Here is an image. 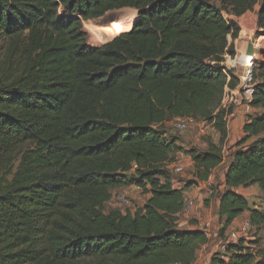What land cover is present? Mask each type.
I'll list each match as a JSON object with an SVG mask.
<instances>
[{
    "label": "trees",
    "instance_id": "trees-1",
    "mask_svg": "<svg viewBox=\"0 0 264 264\" xmlns=\"http://www.w3.org/2000/svg\"><path fill=\"white\" fill-rule=\"evenodd\" d=\"M264 0H0V264H194L206 240L183 229L184 194L223 162L225 87L238 78L235 21ZM133 9V27L97 47L82 21ZM243 137L224 167L216 216L227 229L243 214L264 228V204L236 188L264 193V52ZM178 117L207 121L219 134L203 151L184 150L161 131ZM251 140V141H250ZM178 153L194 179L175 188L167 164ZM18 157L14 169L13 157ZM14 170V171H13ZM139 188L134 212L106 213L112 191ZM210 264H264L239 240Z\"/></svg>",
    "mask_w": 264,
    "mask_h": 264
},
{
    "label": "rangeland",
    "instance_id": "rangeland-1",
    "mask_svg": "<svg viewBox=\"0 0 264 264\" xmlns=\"http://www.w3.org/2000/svg\"><path fill=\"white\" fill-rule=\"evenodd\" d=\"M258 10V6L254 7V9ZM124 10H130V9H123L119 11L110 12L107 15H105L99 23L96 25H93L95 28V34H103V31L110 27V24L114 20L123 19L124 21H128L130 18L127 17V15H123L122 12ZM133 10V9H131ZM135 13L133 16H130L132 21L136 17L137 11L133 10ZM255 11L248 12L244 14L243 16L239 18H234L231 16H227L225 13H223V18L225 20L231 19L236 22L239 33L238 38L234 42V46L236 49V57H237V66L235 71V75L240 76L243 71V65L245 62H248L252 59H256L259 61H262V54L264 52V38L260 37L258 35V28L256 24V14ZM88 21H82V29L87 33V43L92 47H97V43L95 42V34L91 33L89 30H87L84 27V24H87ZM95 24V23H94ZM132 24V22H131ZM99 32V33H98ZM8 49H10L8 46L0 42V73L2 64L5 62V56H9ZM250 52V53H249ZM235 108H231L229 111H227V132H230V118L231 113ZM241 111L243 108H237ZM236 109V110H237ZM240 111V112H241ZM243 113V112H242ZM244 116H246L244 114ZM240 129V127H239ZM161 131L165 132L166 136L169 138H175L176 145L181 147L184 150L188 149H195L197 151H203L207 147V140L212 141L213 143H217L219 141V134L215 131V129L211 125H207L205 128H199L197 126H190V128L185 131L184 133L176 132L172 125L171 120L166 122L162 128H160ZM231 135V134H230ZM231 137V136H229ZM226 137L225 144L228 145V138ZM236 140V139H235ZM251 141V140H250ZM238 141H236L237 143ZM233 148L230 149V151ZM229 149H222V155L225 157V165L228 163V156L231 152ZM174 160L176 163H178L180 166L183 167L182 173H173L171 171L170 177L174 183L175 188H181L183 184L187 181L194 179V168L191 159L183 154L178 153L174 156ZM18 157L14 156L11 163L14 165V169L17 166ZM220 166V169L216 170L215 175H213L212 179V185L210 188L203 187L200 191H195V196L191 197L184 196L187 198V204L188 208L182 211V214L180 215L178 221L179 223H186L183 225V227L187 226V223H194V224H200L204 222L205 220L210 219L212 222V231L214 234V238L209 241L208 244H212L213 247H216V252L219 251L218 247L220 243L225 240V233H229V231H238L240 225L244 222V219H247V216H242L237 223H235L233 226L227 229H223V224L220 222V220L217 218L216 213V201L218 199L219 193H221L225 187H223V173H224V166ZM14 171V170H13ZM170 171V170H169ZM213 174V173H212ZM201 184L203 182H200ZM245 189L244 195L245 199L247 200L248 204L251 207L261 208L264 204V193L257 187L252 186L248 188H242ZM209 190H212V194L210 195L208 192ZM199 193V194H198ZM201 194V195H200ZM121 197V198H120ZM147 199V195H145L139 188H136L134 186L127 187V188H121L116 189L112 191V198L111 200L105 204L104 211L106 213L113 212V211H120L122 213L130 211L134 212L142 205L144 204L145 200ZM178 223V222H177ZM199 226V225H198ZM198 228V227H197ZM240 240L244 242V246L250 248L251 252L254 254L256 259L261 258V256L264 254V228L263 227H257V228H251L248 230L245 236H241ZM239 242V239L238 241ZM214 252L213 254H215ZM221 252V251H219ZM212 257V256H211Z\"/></svg>",
    "mask_w": 264,
    "mask_h": 264
},
{
    "label": "built area",
    "instance_id": "built-area-1",
    "mask_svg": "<svg viewBox=\"0 0 264 264\" xmlns=\"http://www.w3.org/2000/svg\"><path fill=\"white\" fill-rule=\"evenodd\" d=\"M258 60L252 59L248 62H245L243 65V71L240 76L235 75L236 66H237V57H230L225 56L224 62H222V65L226 70L232 71V74L238 78V83L234 89H229L225 87L220 105L218 110H221L225 113L224 116V122L226 124L227 129V111H229L231 108H243L242 112L246 116H249L253 113V108L251 106V103L253 101V95H254V86H255V79L253 74V69L255 66V63ZM211 125L207 121H201V120H195L193 118L189 117H178L171 120V125L173 129L176 132L184 133L187 131L190 126H197L199 128H205L207 125ZM166 168L173 173H182L183 167L180 166L178 163L174 162L171 164H167ZM212 174L208 177L206 181L202 183V185L206 188H210L212 185ZM210 195L213 193L212 190H209L208 192ZM187 196V195H186ZM121 198V197H120ZM190 203H187V198L184 196V208H188V205ZM182 210V211H183ZM250 223L248 219H244V222L240 225L238 231H229V233H225L224 237L225 240H223L218 249L221 252H224L226 247L230 244H236L238 239L240 240L241 236H245L248 230L250 229ZM205 240L206 243L203 246H206L209 241H211L214 238V234L212 231V222L210 219L205 220L204 222L200 223L198 228Z\"/></svg>",
    "mask_w": 264,
    "mask_h": 264
},
{
    "label": "crops",
    "instance_id": "crops-1",
    "mask_svg": "<svg viewBox=\"0 0 264 264\" xmlns=\"http://www.w3.org/2000/svg\"><path fill=\"white\" fill-rule=\"evenodd\" d=\"M256 7V6H255ZM255 12V14H256V11H257V8L256 9H253ZM241 110L240 109H234L233 111H232V113H231V118H230V121H231V124H230V132L228 131L227 132V137H229V136H231V137H229L228 138V145L226 146V144L224 143L223 145H222V149L223 150H225V149H229V151H230V149L231 148H233L234 149V144L236 143V141H239L242 137H243V131H242V127H243V125H244V123L246 122V120H248L247 119V117L248 116H244V114L242 113V111L240 112ZM239 127H240V129H239ZM231 134V135H230ZM236 139V140H235ZM218 143V142H217ZM232 149V150H233ZM231 152V151H230ZM228 156V155H227ZM225 162H226V160H225V157H223V162H222V164L220 165V166H222V165H225ZM220 166L219 167H217L216 169H214L213 170V174H212V176L213 175H215V172H216V170L218 169H220ZM225 167V166H224ZM222 177H224V173H223V175H222ZM223 187H224V185H222ZM204 186L200 183V184H198V186L197 187H194V188H192V189H190V190H187V192H185V195H188V196H190V195H192L191 197H194L195 196V194H193V193H195V191H200V190H202V188H203ZM243 187H239V188H236L235 189V192L237 193V194H240V195H242V196H244L245 197V195H244V192H245V189H242ZM119 190V189H118ZM199 194V193H198ZM194 195V196H193ZM201 195V194H200ZM216 209H217V205H218V199H217V201H216ZM181 214H182V212H181ZM181 214H179L178 215V219H179V217H180V215ZM247 216V214H243V215H241V216H239L238 218H236L233 222H232V224L228 227V228H230L231 226H233L235 223H237L238 222V220L242 217V216ZM186 223H179V221H178V225H179V227L180 228H183V229H197V227H198V225L199 224H194L193 222L192 223H190V224H188L187 223V226L186 227H183V225H185ZM216 247H213L212 246V244H207L206 246H201L200 248H199V250L197 251V253H196V259H195V262H194V264H210V260H211V256L213 255V253L214 252H216Z\"/></svg>",
    "mask_w": 264,
    "mask_h": 264
},
{
    "label": "bare ground",
    "instance_id": "bare-ground-1",
    "mask_svg": "<svg viewBox=\"0 0 264 264\" xmlns=\"http://www.w3.org/2000/svg\"><path fill=\"white\" fill-rule=\"evenodd\" d=\"M133 10H124L122 12L123 15H127L128 18H130L128 21H124L123 19L114 20L109 28L103 31V34H95V28L93 25L94 23L88 22L87 24H84L83 28H86L91 33L95 34V42L97 43V46L104 45L110 41H112L115 37L119 36L123 32H128L131 29V22L133 23L130 16L134 15ZM93 24V25H92ZM99 33V32H98Z\"/></svg>",
    "mask_w": 264,
    "mask_h": 264
},
{
    "label": "water",
    "instance_id": "water-1",
    "mask_svg": "<svg viewBox=\"0 0 264 264\" xmlns=\"http://www.w3.org/2000/svg\"><path fill=\"white\" fill-rule=\"evenodd\" d=\"M138 13V12H137ZM136 13V14H137ZM101 19H96V20H90V21H92L93 23H95L94 25H96V26H98L97 24L99 23V21H100ZM112 24V23H111ZM110 24V25H111ZM133 27V23H132V26H131V28ZM250 53V52H249Z\"/></svg>",
    "mask_w": 264,
    "mask_h": 264
}]
</instances>
